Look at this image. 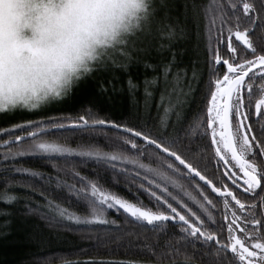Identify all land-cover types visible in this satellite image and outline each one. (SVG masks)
<instances>
[{"label":"snow or ice","instance_id":"snow-or-ice-1","mask_svg":"<svg viewBox=\"0 0 264 264\" xmlns=\"http://www.w3.org/2000/svg\"><path fill=\"white\" fill-rule=\"evenodd\" d=\"M175 7L174 0H0V112L37 110L67 96L96 70L127 68L134 57L143 58L146 72L154 73L143 81L146 106L163 85L157 105L162 112L155 120L129 126L97 118L87 109L67 125L56 118L26 121L0 128L7 137L0 140L2 158L75 154L112 167L123 161L144 170L146 183L137 191L148 194V205L73 171L75 183L65 186L69 195L84 202L87 214L82 218L64 207L58 202L60 194L53 199L41 192L47 208L41 218L49 225L62 220L105 224L104 209L118 207L128 223L139 227L151 225L157 231L165 223L173 229L179 225V233L163 245L142 244L148 264H264V0H185L183 12L173 15ZM193 29L198 41H206L207 79L198 51L184 67L177 60L176 46ZM153 52L158 59L150 63ZM193 82L202 83V95L196 112L188 116L181 109ZM140 86L129 78L130 92ZM253 114L259 129L250 122ZM98 126L122 132L117 136L120 147L130 146L128 151L136 155L98 147L76 150L42 139L53 128ZM209 149V162L215 159L219 172L213 173L216 182L206 174L207 164L200 167ZM13 170L51 180L28 168ZM57 187L63 192L59 180ZM0 200H17L9 195L7 181ZM218 201L223 204L219 221L211 211Z\"/></svg>","mask_w":264,"mask_h":264},{"label":"trees","instance_id":"trees-1","mask_svg":"<svg viewBox=\"0 0 264 264\" xmlns=\"http://www.w3.org/2000/svg\"><path fill=\"white\" fill-rule=\"evenodd\" d=\"M184 2L185 0H174L176 7L173 15L183 12ZM180 18L183 20V17ZM189 27L193 26L189 25ZM205 44L206 41L197 40L193 29L189 39L178 44L175 49L180 67L188 65L194 52L198 51L201 68L205 69L203 79H207V66L204 64ZM221 50L223 51V48ZM157 59L158 57L153 52L149 62L155 63ZM146 75L151 78L154 73L151 70L146 72L143 58L138 60L134 57L127 68H101L79 84L74 85L69 94L62 99L52 100L33 111L16 109L2 112L0 128L9 129L15 124H22L26 121H46L49 118H56L67 125L70 120L86 115L87 109H91L97 118L127 123L129 126L138 125L139 122L149 120V118L155 120L162 112V109L158 110L157 105L160 104L163 85H158L146 106L143 88ZM129 78L141 85L135 93L129 91ZM256 83L259 84L258 81ZM192 88L193 92L186 97L181 109L188 116H192L200 105L202 83L193 82ZM254 98H258V94ZM15 134L22 133L16 130ZM118 134L123 133H118V130L110 127L98 126L88 129L53 130L44 135L42 139L76 150L98 147L104 152H124L125 155L134 157L135 151H128L130 146L120 147L121 142L117 141ZM3 139L7 137L0 133V140ZM203 143L202 141L196 142L201 145ZM9 147H12L13 151L16 150L15 144ZM4 152L5 147H0V195L4 193L7 181L9 195L16 196L17 200L11 203L0 200V264H93V262L99 264L102 260L137 261L148 264L150 258L145 254L142 244L148 242L163 245L166 240L173 239V234L179 233V225L173 229L165 223L160 226L159 230L153 231L151 225L139 227L138 223L130 224L126 220L127 214L118 207L104 209L103 218L108 221L105 224L62 220L59 224L49 225L41 218L42 214L47 212L46 200L40 195L41 192H45L46 196L53 199L56 194H60L61 199L58 202L64 207L82 218L87 214L84 202L77 200L74 194L69 195L68 188L65 186V183H75L73 171L98 180L105 190L119 194L132 202L141 200L148 205V194L137 191L140 183H146L143 180L144 170L123 161L113 162L116 166L112 167L111 163L75 154L52 158L26 155L4 160L2 158ZM211 155L212 150L209 149L205 153V159L200 161V167L203 170L204 165L207 164L206 174L216 182L213 173L216 172L219 175V172L215 159L209 162L208 158ZM143 162L151 163L147 159ZM17 167L42 173L44 177L50 176L51 180L45 181L39 176L15 172L13 169ZM222 167L223 165H220V171ZM5 168L9 171H5ZM124 169L128 171L125 172ZM137 171L141 173L140 176H136ZM58 180L63 187V192L60 187H57ZM188 187L194 190L190 185ZM52 189L56 190L55 193ZM211 211L217 218V204L216 208ZM196 264H199L198 260Z\"/></svg>","mask_w":264,"mask_h":264},{"label":"flooded vegetation","instance_id":"flooded-vegetation-1","mask_svg":"<svg viewBox=\"0 0 264 264\" xmlns=\"http://www.w3.org/2000/svg\"><path fill=\"white\" fill-rule=\"evenodd\" d=\"M253 113H254V107L252 109ZM250 122L253 123V127L254 129H259L260 128V122L257 121V118L255 117V115L253 114L251 119H250ZM222 171H223V167H222ZM219 186V185H218ZM217 207H218V211H217V218L216 220H220L222 217H221V213L223 211V204H222V201H218L217 202Z\"/></svg>","mask_w":264,"mask_h":264},{"label":"water","instance_id":"water-1","mask_svg":"<svg viewBox=\"0 0 264 264\" xmlns=\"http://www.w3.org/2000/svg\"><path fill=\"white\" fill-rule=\"evenodd\" d=\"M101 127V126H100ZM103 127H110V126H103ZM111 128V127H110ZM65 129H68V128H65ZM71 129V128H70ZM53 130H59V129H55V128H53V129H51L50 131H53ZM0 147H3V146H0ZM198 179V178H197ZM203 183V182H202Z\"/></svg>","mask_w":264,"mask_h":264},{"label":"rangeland","instance_id":"rangeland-1","mask_svg":"<svg viewBox=\"0 0 264 264\" xmlns=\"http://www.w3.org/2000/svg\"><path fill=\"white\" fill-rule=\"evenodd\" d=\"M2 112H0V114H1Z\"/></svg>","mask_w":264,"mask_h":264}]
</instances>
